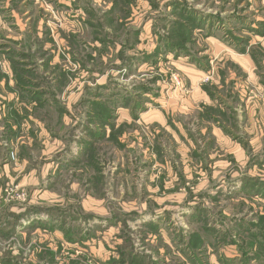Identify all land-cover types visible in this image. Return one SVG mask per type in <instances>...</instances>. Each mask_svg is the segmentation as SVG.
Returning <instances> with one entry per match:
<instances>
[{
    "label": "rangeland",
    "instance_id": "374dc122",
    "mask_svg": "<svg viewBox=\"0 0 264 264\" xmlns=\"http://www.w3.org/2000/svg\"><path fill=\"white\" fill-rule=\"evenodd\" d=\"M74 1L70 0L72 8L63 13L38 3L28 6L33 26L41 30L39 36L52 28L59 44L54 49L58 47L60 54L50 44L39 43L34 39L38 34L32 33L17 49L30 52L31 62L48 63L41 65L45 75L38 71L33 81L47 82L57 90L65 87L59 97L71 105L68 109L55 103L37 113L57 136L68 137L65 124L69 123L77 127L81 139L92 110L82 99L94 97L92 92L99 90L95 86L99 84L102 103L113 111L118 130L114 136L109 130L96 140L94 149L79 158L74 169L54 174L50 195L41 197L38 207L58 218L38 221L57 231L39 230L0 243V259L13 264H29L30 256L33 264L111 263L121 256L109 252L114 251L113 240L116 236L132 240V235L141 239V229L131 226L136 227L139 222L134 218L139 214L141 220L149 209L163 211L166 238L175 233L183 237V243L195 233L205 243L217 238L220 244L215 239L212 245L217 253L221 244L233 238L231 224L237 223L244 209L251 213L250 220L261 222L264 217L260 204L239 200L238 190L227 187L235 186L253 164L257 166L252 172L255 179L264 182V0H187L198 11L196 17L203 27L193 29L187 53L179 54L160 40L171 33V24L168 29L158 20L167 19L162 17L171 13L173 0H76L93 5L108 31L114 23L110 33L118 43L112 47L98 44L99 48L91 42L94 33L85 26L82 14L76 13ZM18 25L23 30L26 22L20 20ZM132 29L143 32L133 47L139 59L127 57L131 53L126 43L136 36ZM2 34L20 36L12 27L0 28V44L6 41ZM158 45L162 47L159 56L145 62L144 53ZM52 53L56 56L50 60ZM78 88L83 90L79 98ZM74 102L77 105L72 107ZM215 183L226 189H217ZM16 186L9 184V197L15 195L11 189ZM20 189L29 202L33 191ZM53 197L55 203H45ZM115 213L116 223H109ZM78 240H86L94 249L71 244ZM203 246L198 248L202 255L194 254L199 262L206 261L204 255L209 253ZM182 248L184 258L167 251L166 262L158 264H194L188 246Z\"/></svg>",
    "mask_w": 264,
    "mask_h": 264
},
{
    "label": "crops",
    "instance_id": "0c3cea01",
    "mask_svg": "<svg viewBox=\"0 0 264 264\" xmlns=\"http://www.w3.org/2000/svg\"><path fill=\"white\" fill-rule=\"evenodd\" d=\"M29 1L31 5L32 3H38L42 5L41 7L45 6L51 8L54 12L55 10H57L58 12L62 11L63 13L64 11L70 10V8H72L70 5V0H16L15 4L17 5V7L12 6V0H0V28L12 27V29H15V31L18 30L20 33L19 35L21 36H14L13 34H2L3 36L1 35V38L5 39L6 41L0 44V226H5V236H0V243L7 242L13 237H26L31 234H36V232L39 230L40 232L47 234H53L57 231L48 227L43 228L39 226V223H37V221L43 220L41 219V216L47 214L42 212V210L40 209L41 207H38V203L42 201L40 200L41 197L46 198L45 195H50V188L55 183L53 178L54 174L57 173L59 175L62 172V169L69 171L74 169L75 167L73 161L75 159L83 158V153L81 151L83 145L78 140H76L78 139L79 135L77 127H74L75 125H69V123L65 124V126H69V129L67 131L68 137L66 136L67 134L57 136V133L54 131V129L50 127L37 113V110L39 108L52 106L55 103L61 106H65L66 108H68V106L69 108H71L70 104L67 103L68 106L63 104L62 100L59 97V91H66L65 87L57 90L58 87H48L49 84L47 82H45V84H40V86L38 87H23L22 84H19V80L17 79L16 74L12 68L11 57L7 54L11 52V50H16L17 52L22 53L21 56H17L15 59H18L25 64L23 68L33 73H38L39 71L43 75H45L43 73V69H41V65L46 66L48 64L46 61H42L39 63L36 61L31 62L30 52L26 50L28 56H25L24 54H27L25 51L21 52L17 49V47L22 48L24 46L27 32L34 35H37L38 31L41 32V30L37 29V26H33L32 24L33 19L31 15H29ZM73 8L75 7L73 6ZM76 10L80 12V14H82L80 18H84L85 20L84 10L81 8H75V11ZM20 20L26 22L25 28L23 30H20L21 27L18 25V21ZM43 25L44 27L47 26L48 22L44 21ZM49 28L51 34H49L47 30L46 32H43V36H39L38 34V36H35L34 39L38 38L39 43L45 46L47 44H50V46L53 47V52L56 53V55H59V50L57 51L58 47H55L54 49V45L58 44V41L52 28ZM142 35L143 32L141 31V36ZM22 36H25V38H23ZM32 37L33 36L31 35L30 39ZM59 37L62 40L63 37L61 34L59 35ZM7 42H10L11 44L9 45ZM99 43L100 42H95L96 45H98ZM130 53L133 54V51H131ZM56 55L52 53V57L50 60H52ZM63 56L65 58L66 55L63 54ZM208 72L209 70L207 71V73ZM200 73L202 75L206 74L203 72ZM26 77L27 80L28 78H30L27 75ZM31 80L33 81L34 79ZM75 91L78 94V98L82 96L83 90L78 88ZM37 93H39L40 99H37ZM53 93H57L56 96H54ZM76 105L77 102H74L72 107H75ZM124 113L129 114V111L125 109ZM126 118H129L126 121H132V117ZM12 147L16 149L17 153V159L14 161L9 157V152L12 150ZM38 148L39 151L36 152L35 150ZM246 155L249 158V153H246ZM256 167V164H253L252 167L248 169L249 171L247 173L241 175V177L238 178V182L236 184L233 183V185L235 186L232 187L230 184H228L227 187L230 190H238L239 194L237 196H239V200L241 199L245 201L250 199L251 201L260 204V206L264 210V200L262 199L263 196L261 194H252L249 191L250 188L246 186L247 183L243 181V178L245 176L255 178V175H253L252 172ZM58 177L61 176H57L55 177V179ZM9 184H16L23 189L28 187L31 191H33L34 194L32 197H30L29 202L28 200H26L25 202H21L18 200H13L11 202L7 201L5 190L9 188ZM214 186L216 188L219 187L217 189H226V186L224 184L215 183ZM262 188L264 189V186ZM228 193L230 195L232 194V192L230 193V191ZM54 200L55 197H53L49 201L45 200V203H55L56 201ZM260 206L257 208H260ZM247 212L248 210L244 209L243 213L239 214L238 217L240 218L237 219V223L231 224L233 225V228H231V230L235 232L233 238L237 237V240L229 237L226 240L228 242H224L225 244H221V250H217V253L212 246L215 242V239L217 240V238H215L217 235L214 236L215 239H213V241H207L204 244L202 250L204 252H209L208 255L207 253H205L204 255L206 261L199 262L198 258L194 254H192L191 250L189 249V256H192L194 264H221V260L219 259L220 254L221 256L224 255L229 259L238 258L240 260L244 255V252H247L249 256L257 254L261 255L258 250L256 241H254L255 238L251 237V232H249V230L251 229L253 232L257 231V227H250V224L252 222L257 221H253L255 219L250 220L251 213L249 214ZM261 212V214H263L262 210ZM243 215L246 216L242 217ZM139 217L140 215L138 214V216L134 218V220H138L139 222L135 224L136 227L131 226L132 230H135V228H140L142 234L140 236L141 239H139V236L137 235H132L131 242L133 249L136 248L134 249L135 252L147 256L149 260L155 261L157 262V264L161 261L166 262L168 254L167 251H170V253L178 254L180 258H184L182 246L183 244L184 246H187V243H183V237L177 235V233L173 234L172 237L169 238H166L164 236L166 229L162 224L163 211L158 212L154 209H149L145 211V213L141 217V220L138 219ZM54 218L58 217H53L52 219ZM9 223L10 225L14 223L15 225H13L15 227L13 229L6 228ZM153 225L157 226V229L153 228ZM116 227L120 230V226ZM116 238L117 239L113 240V243L115 244L114 251H109L115 257H117V255L119 256V252L124 241L118 236H116ZM77 242H79L80 244H78ZM137 242H140L142 244V247L136 246ZM217 242L220 244L218 240ZM252 242L255 243V246L249 249L248 244H251ZM71 244L73 246H80L85 249L86 246H88V248L90 247V250L94 249L93 245L86 240L74 241L71 242ZM138 249H140L142 252ZM95 254L100 258V256H98L100 255L99 251L95 252ZM199 254L202 255L201 253ZM33 256L36 257L35 253L33 254ZM28 262L29 264H33L31 256ZM108 262V264H111L110 261ZM188 263L190 264V262ZM0 264H2L1 259ZM250 264H264V262H259L256 259H250Z\"/></svg>",
    "mask_w": 264,
    "mask_h": 264
},
{
    "label": "trees",
    "instance_id": "16d2710c",
    "mask_svg": "<svg viewBox=\"0 0 264 264\" xmlns=\"http://www.w3.org/2000/svg\"><path fill=\"white\" fill-rule=\"evenodd\" d=\"M19 1V0H17ZM16 0H12V6L17 7V5L15 4ZM30 4V1H29ZM73 6L76 9H83L84 10V14H85V26L89 27V29L91 30V32L94 33V38L91 40V42L94 44L95 48H99L95 42H100L99 44H101V47L103 46H114L116 43H118V39L111 37V30L112 29V25H114V23H112L111 25H109V31L107 29V27L105 25H103V18L98 16V14L100 13L99 11H96L95 8L93 7V5H90L89 3H85L83 5L78 4L76 2V0L72 3ZM117 4H114V8L116 7ZM171 8V13L167 14L165 16L162 17V19H166L163 21L158 20L159 22H165L164 23V27L166 28H170V24H171V33H168V36L165 37L167 39V41L165 40V38L160 37V40L163 42H167L168 48L170 51H174L177 54L179 53H187V43H189L188 41L190 40V36L193 33V29H196L197 27H203V25L200 23V20L197 19L196 15L197 12L196 10H194L192 7L189 6L188 1L187 0H173L172 3H170ZM20 13V11H19ZM263 22H260V24ZM154 26H156L154 24ZM157 27V26H156ZM153 29L155 30V27H153ZM135 30L133 31L134 34H136L135 37L131 36V39L128 43H126L127 50L126 51H134L133 47L135 45V43L138 40V35L140 34L139 29H132ZM131 30V31H132ZM255 31V30H253ZM49 34H51L50 30H48ZM259 33L263 34L262 31H259ZM26 34H30V33H26ZM105 35H108L105 37ZM264 35V34H263ZM27 36V35H26ZM104 36V37H103ZM28 37V36H27ZM129 39V37H128ZM13 40V39H12ZM15 41V40H14ZM169 42V43H168ZM244 43V42H243ZM241 46V45H240ZM161 46H157L153 52H145L144 53V57L143 60L145 62H151L152 59H156V56H159V54L161 53ZM101 53V52H100ZM10 57H11V61H12V68L16 74L17 79L19 80V84H22L23 87H26V84H31V87H38L40 86V84H45L44 82H40V81H34V83L31 80V77H33L32 79H34L36 75H38V73L36 72H31L26 70L24 67V63L19 61L18 59H15L17 56H21L22 53L17 52L16 50H11V52L7 53ZM25 56H28L27 54H24ZM128 59H133V58H137L139 59L140 57H138V55L136 53L133 52V54H129ZM153 62V61H152ZM36 64V63H33ZM65 74V73H64ZM26 75L30 78H28ZM66 75V74H65ZM30 80V81H29ZM46 81V79H45ZM96 88L99 87V90L96 91V89L92 92L94 97H88L85 99V97L82 99V102H86L87 105L91 106L92 110L89 112V117H87L88 123L84 125V135L82 136L81 139H76L78 140L82 145L83 148L81 149L83 155L89 153L94 145V142L96 140H99L100 138H103L106 136V134L109 132L110 130V135L115 134V132L118 130V127L116 126V117L113 113V111L111 112L110 109H105V103H102V99L100 98L102 95V93H100L101 91V85H95ZM48 87H51L50 85ZM144 87V86H143ZM54 96H56L57 93H53ZM37 99H40L39 93H37ZM149 99V98H148ZM114 107V106H113ZM105 110V111H104ZM115 110V109H114ZM83 124V122H82ZM242 143V142H241ZM244 145V144H243ZM246 148V147H245ZM94 149V148H93ZM79 159H75L73 161V164H76L78 162ZM80 162V161H79ZM243 181L246 182V186L250 188V192L252 194H263L264 195V189L262 188L264 186V182L262 180H257L253 177H249V176H245L243 178ZM249 184V185H248ZM263 191V193H262ZM65 212V211H64ZM48 216L52 219L54 216L52 213H48ZM49 219V218H48ZM50 219V220H51ZM118 219L117 214L115 213V215H113L110 219H109V223L111 222L116 223ZM261 222L257 221V222H252L250 224V227H257V231L253 232L252 229L249 230V232H251V237H254V241H256L258 250L260 252L261 255H251L249 256L247 252H244V255L242 256L241 260L238 258H221V264H250V259H256L259 262H264V217H261ZM15 222V221H14ZM37 223H39L40 227L45 226L44 222L42 221H37ZM12 224V223H11ZM14 224V223H13ZM10 225V223L6 226V228L9 229H13L15 226L14 225ZM208 227H210L209 225H207ZM5 226L1 225L0 226V236H5V232H4V228ZM153 228L157 229V226L153 225ZM8 231V230H7ZM72 239V237H71ZM70 239V240H71ZM205 244L203 238L198 234L195 233L193 236L189 237V241L187 243L188 249L191 250L192 254L195 253H199V247L201 248L203 245ZM255 246V243H251L248 244V248H253ZM120 253L121 256L118 259H112L111 260V264H157V262L149 260L147 258V256L142 255L140 253L135 252V250L132 247V243H131V238L130 237H126V239L123 241V245L120 249ZM226 258V259H225ZM240 261V263H239ZM2 264H13L12 261L8 260V259H1Z\"/></svg>",
    "mask_w": 264,
    "mask_h": 264
},
{
    "label": "built area",
    "instance_id": "2783aa9c",
    "mask_svg": "<svg viewBox=\"0 0 264 264\" xmlns=\"http://www.w3.org/2000/svg\"><path fill=\"white\" fill-rule=\"evenodd\" d=\"M9 157L11 160H16L17 159V153H16V149L14 147H12V150L9 152ZM6 191V200L7 201H13V200H18L21 202H25L27 200V194L24 190L20 189L19 186H16L15 188L11 189L12 193H15V195L9 197V190L8 188L5 190ZM41 219L43 220H48V216L46 215H42Z\"/></svg>",
    "mask_w": 264,
    "mask_h": 264
}]
</instances>
